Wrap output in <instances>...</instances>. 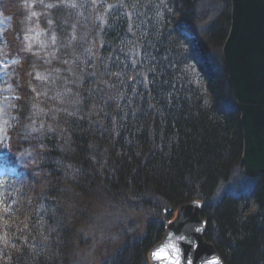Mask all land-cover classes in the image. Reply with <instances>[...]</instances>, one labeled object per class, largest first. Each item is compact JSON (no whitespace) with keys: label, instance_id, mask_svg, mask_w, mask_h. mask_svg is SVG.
Instances as JSON below:
<instances>
[{"label":"trees","instance_id":"16d2710c","mask_svg":"<svg viewBox=\"0 0 264 264\" xmlns=\"http://www.w3.org/2000/svg\"><path fill=\"white\" fill-rule=\"evenodd\" d=\"M71 1L0 0L11 18L6 55L18 59L0 161V264H69L83 217L100 205L145 223L110 264H148L193 201L223 264H264V177L243 175L221 55L229 11L201 26L204 0ZM31 3L54 43L27 32Z\"/></svg>","mask_w":264,"mask_h":264},{"label":"water","instance_id":"95a60500","mask_svg":"<svg viewBox=\"0 0 264 264\" xmlns=\"http://www.w3.org/2000/svg\"><path fill=\"white\" fill-rule=\"evenodd\" d=\"M229 1V30L221 55L240 113L242 172L245 177L255 179L264 177V0ZM201 210L199 201L176 210L161 240L148 251V264H172L176 258L179 264H212L213 261L223 264L213 245L204 239L206 221ZM161 249L164 252L159 259L155 258L153 253Z\"/></svg>","mask_w":264,"mask_h":264},{"label":"rangeland","instance_id":"374dc122","mask_svg":"<svg viewBox=\"0 0 264 264\" xmlns=\"http://www.w3.org/2000/svg\"><path fill=\"white\" fill-rule=\"evenodd\" d=\"M73 1L76 0H72L71 3H73ZM91 1L95 2L94 0ZM223 1L224 0H204L200 6V11L207 12V15L206 20L200 23L201 26L206 25L218 12L224 9H227L230 13V1L225 0L226 3ZM32 6H34V4L31 3L27 15V32L30 34L31 38L36 41L44 37L43 40L39 41L41 45H45L48 39L54 43V35L52 36L46 33L37 23H33V19L37 17V15L30 10ZM95 19H97L96 15ZM10 30V16H6L0 11V109H3L6 115L3 117L4 119L0 121V161L5 159L7 154L5 149L7 150L8 131L15 119V102L18 98L17 75H15L14 72L18 59H10L6 55V45L3 40L4 33ZM86 36L87 34L84 33L83 38ZM96 37H98V34ZM96 41L98 42V40ZM96 41L92 42V44H85L87 53L93 51ZM5 171L6 168L0 163V176L4 174ZM173 219L174 217L170 221ZM144 224V219L139 215L127 212L121 208L101 205L89 208L86 216L83 217V222L79 225V232L77 233V238L79 239L76 241L69 264H110L111 260H113L123 247L127 238L132 242L143 236Z\"/></svg>","mask_w":264,"mask_h":264},{"label":"snow or ice","instance_id":"6c2138e0","mask_svg":"<svg viewBox=\"0 0 264 264\" xmlns=\"http://www.w3.org/2000/svg\"><path fill=\"white\" fill-rule=\"evenodd\" d=\"M0 203H2V201H0ZM4 211H7V209H4ZM197 231H199V229H197ZM180 239H184V237L181 236ZM168 247L173 248V251H176V252L179 251V249H176L174 245H168ZM162 252H164V249H161L160 252L153 253V255H154L155 258L159 259L160 256H161V253H162ZM172 264H179V259L176 258V259L172 262ZM212 264H219V262H218V261H213Z\"/></svg>","mask_w":264,"mask_h":264},{"label":"bare ground","instance_id":"6f19581e","mask_svg":"<svg viewBox=\"0 0 264 264\" xmlns=\"http://www.w3.org/2000/svg\"><path fill=\"white\" fill-rule=\"evenodd\" d=\"M5 115V112L3 111V109H0V121L3 120Z\"/></svg>","mask_w":264,"mask_h":264}]
</instances>
